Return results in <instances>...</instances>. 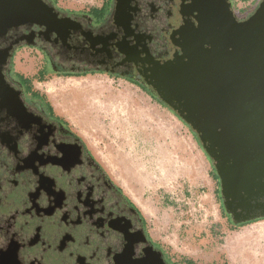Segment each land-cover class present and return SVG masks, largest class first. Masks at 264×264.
Returning a JSON list of instances; mask_svg holds the SVG:
<instances>
[{
  "label": "flooded vegetation",
  "instance_id": "flooded-vegetation-1",
  "mask_svg": "<svg viewBox=\"0 0 264 264\" xmlns=\"http://www.w3.org/2000/svg\"><path fill=\"white\" fill-rule=\"evenodd\" d=\"M238 1L36 0L42 17L0 34V264H178L68 122L15 71L13 56L27 46L47 72L123 78L165 105L154 80L203 65L210 88L227 95L264 89V19L256 17L264 0L242 16L235 9L255 0ZM192 131L223 205L215 159Z\"/></svg>",
  "mask_w": 264,
  "mask_h": 264
},
{
  "label": "rangeland",
  "instance_id": "rangeland-1",
  "mask_svg": "<svg viewBox=\"0 0 264 264\" xmlns=\"http://www.w3.org/2000/svg\"><path fill=\"white\" fill-rule=\"evenodd\" d=\"M55 1L63 6L73 0ZM259 1L235 12L245 15ZM13 64L57 115L82 129V110L89 104L82 91L86 78L47 72L41 54L27 46L14 53ZM129 121L131 135L111 136L114 156L108 166L167 258L178 264H264V218L235 223L227 216L210 163L188 127L161 113L150 121Z\"/></svg>",
  "mask_w": 264,
  "mask_h": 264
},
{
  "label": "water",
  "instance_id": "water-1",
  "mask_svg": "<svg viewBox=\"0 0 264 264\" xmlns=\"http://www.w3.org/2000/svg\"><path fill=\"white\" fill-rule=\"evenodd\" d=\"M36 0H0V34L10 26L43 16ZM261 13V14H260ZM259 17L264 19V2ZM155 79L157 95L199 133L215 159L224 209L235 223L264 217V89L210 88L207 67ZM256 86H262L255 81Z\"/></svg>",
  "mask_w": 264,
  "mask_h": 264
},
{
  "label": "crops",
  "instance_id": "crops-1",
  "mask_svg": "<svg viewBox=\"0 0 264 264\" xmlns=\"http://www.w3.org/2000/svg\"><path fill=\"white\" fill-rule=\"evenodd\" d=\"M68 77L88 79H85L84 85L87 86L82 91H86L85 98H87V104H89H85L87 108L85 107L82 110V116H86L85 122L82 123V129H73L70 126V121L65 118L63 119L68 122L70 128L84 141L88 149L103 165L113 180L129 195L128 191L118 181L117 176L108 166L109 161L114 156L111 152L114 148L111 136L119 133L126 135L130 133L131 135L130 119L136 120L138 123L146 118L150 121L151 117L156 115V113H161L163 116L170 114L184 125L186 122L169 106L132 81L105 74ZM86 88L88 91L84 90ZM69 95L74 96L73 90H70ZM188 129L193 137L192 129L190 127ZM195 141L197 142L196 139ZM131 199L134 201L132 197Z\"/></svg>",
  "mask_w": 264,
  "mask_h": 264
},
{
  "label": "trees",
  "instance_id": "trees-1",
  "mask_svg": "<svg viewBox=\"0 0 264 264\" xmlns=\"http://www.w3.org/2000/svg\"><path fill=\"white\" fill-rule=\"evenodd\" d=\"M155 97V96H154ZM185 125L186 126H188L189 127V125L187 124V123H185ZM193 134V137L197 140V142H198V138L196 137V134L193 132L192 133ZM198 144H199V142H198ZM227 216H228V214H227ZM244 223H247V222H244Z\"/></svg>",
  "mask_w": 264,
  "mask_h": 264
},
{
  "label": "snow or ice",
  "instance_id": "snow-or-ice-1",
  "mask_svg": "<svg viewBox=\"0 0 264 264\" xmlns=\"http://www.w3.org/2000/svg\"><path fill=\"white\" fill-rule=\"evenodd\" d=\"M3 139H4L3 135H2V134H0V141H2ZM44 151L46 152V151H47V149H45ZM137 251H139V250H137Z\"/></svg>",
  "mask_w": 264,
  "mask_h": 264
}]
</instances>
